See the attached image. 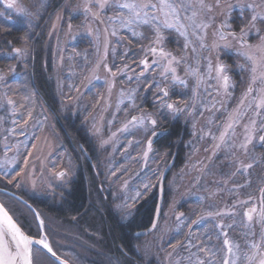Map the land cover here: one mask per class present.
I'll list each match as a JSON object with an SVG mask.
<instances>
[{
    "label": "rangeland",
    "instance_id": "374dc122",
    "mask_svg": "<svg viewBox=\"0 0 264 264\" xmlns=\"http://www.w3.org/2000/svg\"><path fill=\"white\" fill-rule=\"evenodd\" d=\"M7 2L0 0V30L25 33L21 52L11 54V63L0 69V180L15 193L47 197L76 177L77 166L30 81L32 40L43 33L52 52L50 78L61 113L65 118L78 117L95 141L101 182L122 222L134 215L141 201L159 192L161 177L174 161L170 151L154 148L162 138L149 147L151 137L164 133L168 123L181 122L191 132L183 167L171 169L165 181L170 203L165 211L162 207L156 229L140 244L144 263L223 264L227 259L229 264H260L264 260V222L259 220L264 207V143L258 138L264 135V107L257 109L256 104L264 95V80L258 78L253 91L244 96L252 64L238 53L261 55L247 44L258 45L259 36H264V19L258 18L255 27L250 24L253 15L264 17V0H203V6L200 0H175L185 5L180 23L186 35L162 28L164 40L159 45L152 43L155 32L149 25L134 26L142 34L136 36L120 26L117 17L121 12L127 15V10L115 5L125 0H109L104 10L96 0H78L57 12L52 10L54 0H16L13 8ZM86 6L91 11L85 13ZM163 19L160 16L153 23ZM113 29L116 36L111 35ZM242 29L248 33L243 48ZM150 47H162L176 57L172 67L178 80L173 81L171 72L166 73L167 79L160 75L171 57L160 60L148 51ZM143 59L149 62L147 68L140 63ZM218 64L227 67V90L217 79ZM262 71L264 67H259L258 77ZM157 85L168 89L163 102ZM9 98L12 105L7 103ZM169 103L174 109L166 106ZM246 126L253 136L247 150L240 147L248 134ZM60 172L62 177L57 176ZM251 208L257 211L249 221L245 213ZM38 220L40 224L42 219ZM41 229L45 237L44 223ZM225 240L232 246L231 254Z\"/></svg>",
    "mask_w": 264,
    "mask_h": 264
},
{
    "label": "trees",
    "instance_id": "16d2710c",
    "mask_svg": "<svg viewBox=\"0 0 264 264\" xmlns=\"http://www.w3.org/2000/svg\"><path fill=\"white\" fill-rule=\"evenodd\" d=\"M77 1L54 0L52 10L57 12L67 3L75 4ZM1 7L0 3V10ZM24 33L23 29L0 30V69L8 67L13 50L23 46ZM45 36L42 33L32 40L30 81L36 96L54 119L55 129L77 166L76 177L47 197L15 193L11 186L0 180V202L17 224L36 239H40L43 233L38 220L40 217L51 247L70 264H145L140 244L146 236L141 233L154 221L158 189L137 205L128 221H121L112 206L111 194L104 190L101 182L100 156L95 141L78 117L65 118L61 113L57 90L50 78L53 59ZM163 131L164 136L154 148L170 151L174 158L172 171L179 170L184 165L191 132L181 122L168 123ZM170 197L166 192L163 211L167 209ZM263 202L264 199L261 205ZM58 242L66 245L61 246ZM33 264L59 263L35 248Z\"/></svg>",
    "mask_w": 264,
    "mask_h": 264
},
{
    "label": "snow or ice",
    "instance_id": "6c2138e0",
    "mask_svg": "<svg viewBox=\"0 0 264 264\" xmlns=\"http://www.w3.org/2000/svg\"><path fill=\"white\" fill-rule=\"evenodd\" d=\"M96 3L98 4L99 8L101 10H104L109 5V0H96ZM201 6H203V0H200ZM16 5V0H8L7 7L13 8ZM119 9H125L127 10V15H125L123 12L119 14L117 17L120 20V26L124 28H129L132 30V34L134 36L136 35H142L141 33H138L135 30V27H139L140 25H149L153 28L155 32V39L152 41L154 44H162L164 40V35L162 33V28L166 29H176L180 32L181 35H186L185 31H181V29L185 28L183 24L180 23V11L185 7L183 2L176 3L175 0H156V2H152V0H141V2L137 3L135 0L133 2H128V0H125L124 3H117L115 5ZM247 7H254L253 5H247ZM147 9H151L152 13L150 14ZM20 12H24L23 8L18 9ZM85 13L91 11L89 7L84 8ZM156 13H159L160 16H163V21L160 22V24L153 23L154 21H159L160 16L156 15ZM93 15H97L98 13H93ZM195 15V13H193ZM260 18L264 19V17H258L257 15H253L251 17V27H255V21ZM109 19H112L111 17ZM71 27V25H69ZM199 27V25H197ZM251 28L249 29V31ZM259 30L257 29V33ZM248 33L243 32L242 29V37H241V47L243 48L246 41L243 40V37L246 36ZM111 35L116 36L117 31L113 29ZM233 37L235 38V33H232ZM221 40L225 39L224 35H221ZM259 40L261 41L258 45H251L247 44V47L249 49L255 47L257 51L261 53L260 57L257 58V56L249 54L247 51H240L238 54L245 57L248 61L251 62L252 67L250 69L251 72V83L249 84V87L247 91L244 93V96L246 97L248 94H250L253 91L252 84H254L257 79L264 80V71L260 73V76H257V71L259 67H264V36H259ZM187 46V45H185ZM203 46V45H202ZM225 47H228V45H225ZM13 51L19 53L21 52V49H14ZM153 55H159L160 60L167 59L168 57H171V59H167V64L162 65V71L160 72V75L162 77H165L167 79L166 73L171 72L173 81L178 80L179 78L175 76L176 69L172 67L173 61L176 60L175 56H172L171 53L165 52L164 49L161 47L157 49L156 47H150L148 49ZM159 60H154L153 63H159ZM141 64L144 65L145 68L149 66V62L147 59H143L140 61ZM99 65H97L98 67ZM243 68V65H241ZM105 68L108 72L111 73L112 76L116 75V72L112 71L111 68H108L107 65H105ZM211 64L209 65V73H211ZM119 71V70H118ZM227 67L223 64H218L216 68V74L217 79L222 81V86L225 90L228 89L230 86V77L226 74ZM2 79V77H0ZM179 83L184 84L185 82L183 80H179ZM111 84L109 87L111 88ZM234 86V85H233ZM149 88L152 87L151 84L148 85ZM157 91L158 93H162V102L163 97H168L169 92L168 89L161 88L157 85ZM262 93H264V89L261 90ZM7 103L9 105H12L14 102L11 98L7 100ZM241 104H243V99L241 100ZM169 109H174V105L169 103L166 105ZM251 106V105H249ZM257 109L264 107V95H261L259 98V102L256 104ZM257 115H259V112H257ZM31 117V113L29 112V118ZM137 118L133 117L132 120L135 121ZM27 121H25L26 123ZM15 123V121H14ZM151 123L153 125L156 124L155 120H151ZM253 129L256 124V121L253 120L252 122ZM227 128H232V124H228ZM248 134L245 136V142L240 145L241 148L247 150V147L249 144L253 142V136L251 134V131L247 129ZM227 132L221 133L220 141L223 143L225 141V136ZM259 141L261 143H264V135L259 136ZM151 146V142H149V147ZM219 147V145H217ZM10 163V162H9ZM246 167H251V165H247ZM64 175L63 172L57 173V176L62 177ZM147 187V186H146ZM264 191V190H262ZM257 210L256 208L249 209L245 215L247 216L249 221H252L253 219V213H255ZM259 220L261 222H264V207L260 209L259 213ZM193 223H196V221H193ZM41 228L43 227V221H40ZM155 227V224L153 225ZM228 246V252L232 253V246L229 244L228 240H225L224 242ZM39 245L43 249H46L48 253H50L52 256H56L55 251L51 247L50 243L48 242L46 236L41 237L40 239H34L33 237L27 235L21 227L14 221L13 217L9 215V213L5 210V208L0 205V264H33L32 260V254H33V246ZM237 247H239L237 245ZM253 248H256L257 245L253 244ZM203 250V249H202ZM59 259V257H57ZM251 259V258H248ZM61 264H66V262L62 261ZM199 264H204L203 261H200ZM223 264H229V261L227 259L224 260ZM234 264V262H233ZM260 264H264V260L260 261Z\"/></svg>",
    "mask_w": 264,
    "mask_h": 264
},
{
    "label": "water",
    "instance_id": "95a60500",
    "mask_svg": "<svg viewBox=\"0 0 264 264\" xmlns=\"http://www.w3.org/2000/svg\"><path fill=\"white\" fill-rule=\"evenodd\" d=\"M164 135V133L162 131H158L156 132L152 137H151V144L155 143L157 140H159L160 138H162ZM174 161L170 162V164L167 166V168L165 169L161 180L159 182V198H158V205H157V210H156V215L154 218V221L152 223V225L145 231H143L141 233V235L147 236L149 234H151L157 227L159 221H160V217L162 214V207H163V202H164V197H165V181L166 178L168 177V174L170 173L172 166H173ZM0 205H2V203L0 202ZM3 206V205H2ZM4 207V206H3ZM5 208V207H4ZM6 210V208H5ZM7 211V210H6ZM8 212V211H7ZM9 213V212H8ZM10 215V213H9ZM15 221V220H14ZM16 222V221H15ZM17 223V222H16ZM155 224V227H153V225ZM22 229V228H21ZM23 230V229H22ZM24 231V230H23ZM25 232V231H24ZM26 233V232H25ZM27 234V233H26ZM28 235V234H27ZM36 239V238H34ZM40 249L42 251H44L48 256H50L54 261H56L57 263L61 264L62 261L66 262V264H70L69 262L65 261L64 259L60 258L57 254L56 256H52L50 253L47 252L46 249H43L41 246L39 245H34L33 246V250L34 249ZM57 257H59V259H57ZM32 260H33V254H32Z\"/></svg>",
    "mask_w": 264,
    "mask_h": 264
}]
</instances>
